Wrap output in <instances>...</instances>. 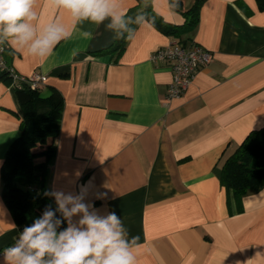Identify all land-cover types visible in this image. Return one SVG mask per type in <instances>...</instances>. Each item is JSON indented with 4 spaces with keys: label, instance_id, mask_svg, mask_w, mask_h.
Wrapping results in <instances>:
<instances>
[{
    "label": "crops",
    "instance_id": "crops-1",
    "mask_svg": "<svg viewBox=\"0 0 264 264\" xmlns=\"http://www.w3.org/2000/svg\"><path fill=\"white\" fill-rule=\"evenodd\" d=\"M137 2L111 0L116 14ZM149 2L165 22L184 24L169 0ZM180 2L188 9L195 0ZM33 11L37 35L55 24L68 37L45 56L8 37L0 43L18 73L46 75L40 96L62 98L47 191L82 195L100 215L114 211L127 239L139 237L137 264H264V187L228 203L219 180L224 159L264 127V10L255 0H203L181 41L142 21L120 52L107 49L117 28L107 27L110 17L76 21L53 0H35ZM172 41L197 43L213 58L179 97L166 100L172 72L149 55ZM20 122L18 92L0 79V167ZM1 187L0 178V249L20 233Z\"/></svg>",
    "mask_w": 264,
    "mask_h": 264
},
{
    "label": "trees",
    "instance_id": "trees-1",
    "mask_svg": "<svg viewBox=\"0 0 264 264\" xmlns=\"http://www.w3.org/2000/svg\"><path fill=\"white\" fill-rule=\"evenodd\" d=\"M255 2L259 10H264V0ZM202 4L203 0H195L191 7L184 9L180 0H169L170 7L185 18L184 24L177 26L165 22L153 10L149 0H138L123 16L124 26H117L115 40L107 49L120 52L132 29L142 21L181 41L184 38L183 29L194 26L198 21ZM0 79L10 84L5 72L0 71ZM15 90L21 109V132L10 144L0 167L1 197L19 232L42 217L49 206L55 212L54 219L62 221L57 228L59 232L64 228V217L45 192H48L47 175L56 152L62 98L54 95L42 97L39 89L26 86ZM219 180L227 192L228 203L232 197L239 204L243 195L264 187V127L250 131L224 159Z\"/></svg>",
    "mask_w": 264,
    "mask_h": 264
},
{
    "label": "clouds",
    "instance_id": "clouds-1",
    "mask_svg": "<svg viewBox=\"0 0 264 264\" xmlns=\"http://www.w3.org/2000/svg\"><path fill=\"white\" fill-rule=\"evenodd\" d=\"M53 2L67 9L76 21L100 24L110 17L109 29L124 26L125 14H116L111 0ZM34 3L35 0H0V36L11 38L13 46L27 45L33 55L45 56L51 54L55 45L69 33L62 26L51 24L37 35L31 23L37 19ZM83 35L93 39L91 32ZM75 54H78L76 50ZM45 195L55 197L57 211L68 221V226L58 232L62 221L54 219L55 212L47 207L42 217L23 229L13 246L3 250L4 264H137L132 246H138L139 237L127 239V229L114 211L106 215L90 211L92 205L84 203L82 195L62 192H45ZM77 215L80 218L73 223L72 217ZM12 228H16L14 223Z\"/></svg>",
    "mask_w": 264,
    "mask_h": 264
},
{
    "label": "built area",
    "instance_id": "built-area-1",
    "mask_svg": "<svg viewBox=\"0 0 264 264\" xmlns=\"http://www.w3.org/2000/svg\"><path fill=\"white\" fill-rule=\"evenodd\" d=\"M4 50L3 44H0V71L9 76L10 86L14 89H21L24 86L30 89H40L44 85L46 75L38 71L27 75L18 73L11 64L6 63ZM212 58V53L197 43L185 47L176 41L154 49L149 55L150 61L164 63L172 72V80L165 96L166 100L179 97L190 85L196 71L210 64ZM19 234L11 243L0 249V256L3 255L5 248L14 245L19 239Z\"/></svg>",
    "mask_w": 264,
    "mask_h": 264
}]
</instances>
